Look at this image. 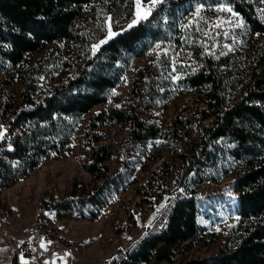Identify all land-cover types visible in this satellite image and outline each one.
<instances>
[{
    "label": "trees",
    "instance_id": "16d2710c",
    "mask_svg": "<svg viewBox=\"0 0 264 264\" xmlns=\"http://www.w3.org/2000/svg\"><path fill=\"white\" fill-rule=\"evenodd\" d=\"M133 5L134 0H0V187L11 185L43 157L67 150L86 115L83 167L94 182L81 192L42 199L50 213L97 218L134 181L141 159L153 156L151 145L166 149L175 160L163 159L151 168L139 193L152 207L153 192L164 201H178L173 220L167 223L171 204L156 232L133 248L126 246L119 261L121 250L115 249L105 264H146L160 245L187 247L206 231L197 217L215 215L210 196L234 216L232 240L212 254L176 264H264V0H164L147 20L128 28L135 18ZM218 5L231 8L242 23L231 28L235 50L220 56L213 48L216 36L206 30L212 7ZM107 21L118 35L93 54ZM56 41L70 50L60 58L65 74L37 88V74L54 61V50L31 63L27 55ZM145 56L132 70L127 93L113 95L132 61ZM15 80L23 85L17 105L6 89ZM189 93L202 106L166 119L163 112L170 102ZM105 123L127 125L113 169L105 164L113 150L96 143V127ZM168 173L170 187L163 179ZM229 174L214 193L196 192L202 183ZM176 217L185 219L177 223Z\"/></svg>",
    "mask_w": 264,
    "mask_h": 264
},
{
    "label": "rangeland",
    "instance_id": "374dc122",
    "mask_svg": "<svg viewBox=\"0 0 264 264\" xmlns=\"http://www.w3.org/2000/svg\"><path fill=\"white\" fill-rule=\"evenodd\" d=\"M142 4L149 6L148 0H142ZM221 7L226 6L218 5L212 7L206 25V30L211 35L216 36L213 46L216 56L235 50L234 44L236 41L231 34V28L239 22L237 16H233L231 12L220 11ZM133 9L135 14L137 11L135 0ZM121 22L122 18L115 21L117 25ZM109 24L111 23L107 21L105 24V34L100 40L105 39L107 36ZM111 30L115 32L112 24ZM54 44H57L58 48H55ZM52 50H54V53H50ZM69 52L70 50L65 44L61 41H56L54 43H47L45 48L39 52L27 55L30 63L41 53H50L52 56H55L54 61L37 74V88L45 87L65 74V68L62 66L60 58L66 56ZM146 60V56L135 58L126 76L114 87L113 92L119 94V96L126 94L132 70ZM22 86V82L18 80L6 84L9 95L8 99L14 100L16 105L21 104L20 89ZM201 106L202 104L189 93L181 97H175L169 106L164 109L163 114L168 119L175 114H180L183 110L191 112L195 107ZM85 118L86 115L79 121L77 132L67 150L51 153L43 157L33 169L22 175L11 185L0 187V207L7 208L9 217H11L10 211L13 212L14 208L18 214V218L22 222H30L34 219L33 224L36 219L35 209L38 205L42 204V199L58 198L71 190L81 192L94 182L90 173L83 167L84 159L82 157L87 154V150L81 144L83 139L81 126ZM96 129L100 133V139L96 143L106 144L113 150L112 156L105 161V164L110 169H113L116 163L115 153L119 146V140L127 133V125L122 123H105L98 125ZM151 151L153 152V156L141 159V167H138L135 171L134 181L125 190L114 195L100 209L97 218L87 219L74 213L67 212L59 215L52 212L49 215V226L44 230V234L63 240L66 244L79 243L89 250H100L104 247L111 250L120 249L121 252L117 254L115 259L119 261L126 246L133 248L139 239L149 233L156 232L161 224L167 221V211L172 204V212L167 222L170 223L177 212L178 201H174L173 203L171 201H164L157 192H153L154 205L152 207L143 201L139 194L141 190L140 184L149 177L151 168L160 166L163 159L167 160L170 164L172 162L174 164L175 161L170 157L166 149H159L157 145H151L149 152ZM231 176L232 174L224 176L217 182H204L196 188V192L199 194L214 193L226 184ZM163 179L165 184L170 187L172 173L166 174ZM214 197H208L207 202L215 206L214 210L211 211L215 215L212 214L209 217L199 215L197 217L199 222L206 225V231L191 239L187 247H184L183 244L185 243H181L178 246L171 244L160 245L152 256L151 264H176L179 260L185 258L209 255L214 253L216 247L223 241L232 240V232L229 225L234 221V216L223 208L220 203H215ZM185 198L189 199V196ZM162 203L165 205L159 209L162 212L158 216H155L154 212ZM183 219L185 218L176 217L174 221L179 223ZM10 223L13 224L12 219ZM133 234L137 235L128 240V237ZM47 239L48 237L45 238L44 236L40 238V247ZM42 249L51 251V242L49 245H44ZM57 253L62 254L59 249ZM102 254L100 251L99 256H102ZM67 257H70V255H67ZM108 258L102 260L101 263L105 264ZM52 263L56 264L53 256ZM110 264H115V262Z\"/></svg>",
    "mask_w": 264,
    "mask_h": 264
},
{
    "label": "crops",
    "instance_id": "0c3cea01",
    "mask_svg": "<svg viewBox=\"0 0 264 264\" xmlns=\"http://www.w3.org/2000/svg\"><path fill=\"white\" fill-rule=\"evenodd\" d=\"M7 208L0 207V212H6ZM11 212V217L7 216L6 220L0 214V264H11L12 256H13V245L12 239L17 237L16 228L22 225L32 224L33 220L30 222H22L18 218V214L16 213V209L13 208V212ZM12 219V223L10 220ZM9 221V222H8ZM3 234H6L3 235ZM51 245L56 243L58 248H61L62 254H58V248L55 250H51L50 253L53 256L56 264H102V260H106L110 256V254L114 251L110 248H101L100 250H89L85 249L84 246H81L79 243L66 244L63 240L53 238L51 235L45 240L44 245ZM100 251L103 253L102 256H99ZM70 255V257H67ZM51 256V257H52ZM152 258L146 264H151ZM18 264H39L37 261V255L35 250H31V252L27 255H20L18 257Z\"/></svg>",
    "mask_w": 264,
    "mask_h": 264
},
{
    "label": "built area",
    "instance_id": "2783aa9c",
    "mask_svg": "<svg viewBox=\"0 0 264 264\" xmlns=\"http://www.w3.org/2000/svg\"><path fill=\"white\" fill-rule=\"evenodd\" d=\"M4 131V130H2ZM36 219L35 223L29 225H23L16 228L15 239H12L13 245V261L14 264H18V257L20 255H27L31 250H35L37 255V261L39 264H53L50 251H46L40 247V238L44 236L49 237L44 234L49 226V215L50 212L44 207L43 204L38 205L35 209ZM0 214L5 217L8 216V211L0 212ZM6 236V234H3ZM56 244H52V249H56ZM59 251L61 249L59 248Z\"/></svg>",
    "mask_w": 264,
    "mask_h": 264
},
{
    "label": "snow or ice",
    "instance_id": "6c2138e0",
    "mask_svg": "<svg viewBox=\"0 0 264 264\" xmlns=\"http://www.w3.org/2000/svg\"><path fill=\"white\" fill-rule=\"evenodd\" d=\"M136 2V6H137V11L134 14V19L128 24V28L133 27L134 25H136L137 23H139L142 20H147L148 17L151 15L152 10L158 5L164 2V0H148V5L149 6H144L142 4V0H135ZM220 11H225V12H231L233 16H236L237 14L232 12L231 8L228 7H221L219 9ZM201 12V7L197 6L196 10H195V15L199 16ZM237 27H241L242 23H237L236 24ZM118 33L113 32L111 30V24L108 25V31H107V36L105 37V39L100 40L99 43H96L92 46V51L93 54H95L96 51H98L100 49V47L107 43L108 40L113 39L115 36H117ZM157 48H159V45H157ZM175 71V69H173ZM173 79H176V77H174ZM113 95H115V93L113 92ZM117 107H119V105H117ZM2 127V126H0ZM4 138V131H0V139ZM161 207H164V205H161ZM41 247H44V244H41Z\"/></svg>",
    "mask_w": 264,
    "mask_h": 264
},
{
    "label": "bare ground",
    "instance_id": "6f19581e",
    "mask_svg": "<svg viewBox=\"0 0 264 264\" xmlns=\"http://www.w3.org/2000/svg\"><path fill=\"white\" fill-rule=\"evenodd\" d=\"M5 220H6V217H5Z\"/></svg>",
    "mask_w": 264,
    "mask_h": 264
}]
</instances>
